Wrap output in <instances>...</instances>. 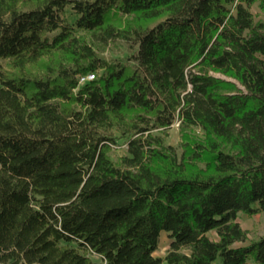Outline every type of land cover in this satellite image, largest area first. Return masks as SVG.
Masks as SVG:
<instances>
[{"label": "trees", "instance_id": "obj_1", "mask_svg": "<svg viewBox=\"0 0 264 264\" xmlns=\"http://www.w3.org/2000/svg\"><path fill=\"white\" fill-rule=\"evenodd\" d=\"M255 1L0 0V264H264V235L235 244L264 210Z\"/></svg>", "mask_w": 264, "mask_h": 264}, {"label": "rangeland", "instance_id": "obj_2", "mask_svg": "<svg viewBox=\"0 0 264 264\" xmlns=\"http://www.w3.org/2000/svg\"><path fill=\"white\" fill-rule=\"evenodd\" d=\"M251 10L255 16V19H264V8L261 6L260 1L256 0L251 5ZM67 15L71 18L73 16V12L71 8H67ZM125 19V18H124ZM125 22V21H124ZM83 33L84 31H79ZM101 55L106 57L107 59H122L127 61L126 57L130 53L129 44L123 39H115L111 40L105 46L99 48ZM1 62L5 63V61L1 60ZM217 76L226 77L221 72H212ZM159 129V128H157ZM156 129V131H158ZM189 132L192 134H197L198 136L202 135V132L199 128L191 129ZM166 144L171 145L180 156L183 152L184 145L183 141L185 137L183 136V132L180 127L179 119H175L170 127L166 129L163 133ZM111 158L115 161H118L120 156L126 153V142L124 140H118L117 143H113L111 148L108 151ZM237 220L240 222L242 227L247 231V239L243 241H237L235 244L237 246L249 244L251 241L258 239L260 236L264 235V210L255 212L253 214H248L245 212H240ZM209 234L212 237H216L215 231H210ZM171 238L167 231H161L159 244L157 249L154 251L155 255L164 256L170 246ZM93 259L99 260L100 257L97 254H90ZM246 264H257L252 258H249Z\"/></svg>", "mask_w": 264, "mask_h": 264}, {"label": "built area", "instance_id": "obj_3", "mask_svg": "<svg viewBox=\"0 0 264 264\" xmlns=\"http://www.w3.org/2000/svg\"><path fill=\"white\" fill-rule=\"evenodd\" d=\"M95 77L94 72H88L86 74H81L79 76V83H84L85 81L91 80Z\"/></svg>", "mask_w": 264, "mask_h": 264}]
</instances>
